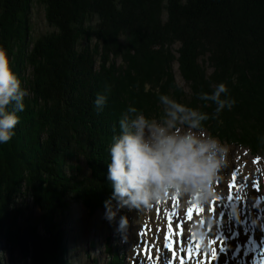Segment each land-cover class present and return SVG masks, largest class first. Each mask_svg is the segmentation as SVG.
<instances>
[{"label":"trees","instance_id":"1","mask_svg":"<svg viewBox=\"0 0 264 264\" xmlns=\"http://www.w3.org/2000/svg\"><path fill=\"white\" fill-rule=\"evenodd\" d=\"M176 45L184 80L204 86L187 99L171 76L163 91L211 116L215 104L200 94L225 83L236 103L205 130L264 156V0H0V47L29 93L15 135L0 145L3 264L16 256L22 264H85L76 260L75 215L104 214L107 147L125 106L163 115L145 81L156 87L152 76ZM106 89L97 112L93 102ZM104 253V264H126L110 235Z\"/></svg>","mask_w":264,"mask_h":264},{"label":"clouds","instance_id":"2","mask_svg":"<svg viewBox=\"0 0 264 264\" xmlns=\"http://www.w3.org/2000/svg\"><path fill=\"white\" fill-rule=\"evenodd\" d=\"M106 92L107 89L105 94L96 95L93 103L97 112L104 109ZM28 94L12 70L6 50L0 47V145L15 135L17 113L24 110ZM199 98L215 104L211 116L178 103L167 94L158 95L163 106L159 119L147 117L134 106L121 112L118 132L111 136L107 147L106 180L111 193L103 201L106 220L111 222L124 209L147 215L158 201L173 196L201 206L213 196L212 185L229 166L230 147L207 132L204 122L231 110L236 101L223 82ZM128 223V218L120 215L118 228L124 229Z\"/></svg>","mask_w":264,"mask_h":264},{"label":"rangeland","instance_id":"3","mask_svg":"<svg viewBox=\"0 0 264 264\" xmlns=\"http://www.w3.org/2000/svg\"><path fill=\"white\" fill-rule=\"evenodd\" d=\"M42 16H39L36 20L38 21L36 22L37 26L41 28L44 27ZM176 48L177 45L170 50L173 54L170 62L169 58L163 62L165 68L160 70L158 69L159 64L154 63L152 65L153 74L158 69V74L152 76L156 87L148 84L149 76L144 75L142 77L147 76L145 81V85L147 84V86L145 89L148 92L153 90L155 93L166 94L168 91H163V86L173 76L174 84H176L178 89L187 94L184 98L188 99L192 96L194 89L198 90V87L204 86V82L196 86L184 80L180 73L179 63L177 62L179 55L175 51ZM160 55L164 54L160 53ZM118 63L117 66L119 67ZM148 67L140 69L143 71L147 70L148 73V69H151ZM208 68V73H211L212 69ZM125 71L123 73H126ZM134 71L136 72L137 69H134ZM168 88H171V86ZM128 106L126 105L125 107L127 108ZM229 147V166L218 175L215 183L212 185L213 196L205 206L206 209L210 206L212 198L216 200V213L220 214L223 209L226 210V227H228V231L230 228L228 242L231 237L239 238L238 241L228 247V260L231 264L233 260V264H264V251L262 256H259L256 252L248 254L239 253L235 255V258L233 255L237 247L238 251L241 247L243 249L247 241H250V238L254 234H257L259 237L264 235V189L259 190L258 188L260 182H263L264 185V159L258 162L257 159L250 155L247 149L230 145ZM235 179L236 181L232 186V182ZM228 197L231 198V202L226 200ZM254 202L257 203V207L252 206ZM187 206L188 203L183 199L173 196L171 199L163 202L158 201L156 206L147 215H142L136 212V210L129 214L128 210L124 209L111 221L112 224L105 223L106 219L103 212L91 218L85 214H76V224L77 226L80 225V229L75 234L78 245L76 260L78 263L84 261L85 264H94V260L98 259V264H104L106 261L104 253L105 244L107 243V237L110 235L112 239H116V242L121 245V253L126 255V264H166L172 255L170 251L165 250L163 244L166 226L169 223L168 216L174 210L183 213ZM209 213L208 210L205 211L204 216L207 217ZM120 215L126 216L129 221L124 229L118 228ZM116 236H119V240H117ZM93 240H96L97 246L94 248L88 247L91 241L94 242ZM207 252H209L208 249ZM204 257L205 255L199 254L197 262L201 263ZM5 260L9 261L7 255L5 256ZM10 263L22 264L19 263L18 256Z\"/></svg>","mask_w":264,"mask_h":264},{"label":"snow or ice","instance_id":"4","mask_svg":"<svg viewBox=\"0 0 264 264\" xmlns=\"http://www.w3.org/2000/svg\"><path fill=\"white\" fill-rule=\"evenodd\" d=\"M199 211H200L199 208L193 206L192 208H190V209L187 210V214H188L189 217H191V215L193 214V212H196L197 213ZM169 224L171 225V219H169ZM170 234H171V229L169 230V235ZM168 239H169V236L166 235L165 236V240L167 241ZM165 247H167V248H169L171 250L172 244L171 243H167V244H165ZM189 254H191V250H190V253Z\"/></svg>","mask_w":264,"mask_h":264},{"label":"bare ground","instance_id":"5","mask_svg":"<svg viewBox=\"0 0 264 264\" xmlns=\"http://www.w3.org/2000/svg\"><path fill=\"white\" fill-rule=\"evenodd\" d=\"M253 112V111H252ZM228 114V113H227Z\"/></svg>","mask_w":264,"mask_h":264}]
</instances>
